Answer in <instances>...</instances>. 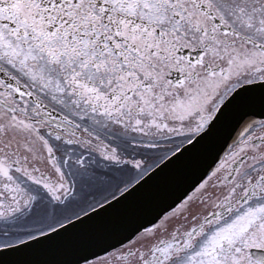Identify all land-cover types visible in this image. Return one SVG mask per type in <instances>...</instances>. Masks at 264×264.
<instances>
[{"label": "flooded vegetation", "instance_id": "obj_1", "mask_svg": "<svg viewBox=\"0 0 264 264\" xmlns=\"http://www.w3.org/2000/svg\"><path fill=\"white\" fill-rule=\"evenodd\" d=\"M180 1L200 11L175 16L180 20L175 32L155 28V33H147L140 28L144 43L133 47L145 63L140 59V63L125 70L133 73L128 78L132 86L122 88L121 75L110 77L112 86L106 98L96 100L94 94L93 98H82L80 102L89 109L83 113L84 109L77 107L79 112L75 109L73 119L51 104L39 81L27 69L18 70L0 56V161L6 158L9 163L0 178L7 181V187L17 192L23 189L18 181L34 182L47 191L35 198L40 204L49 200L51 193H58L57 199L47 201L51 210H57L56 221L74 218L123 188L124 183L119 184L123 166L118 164L126 161L147 165L154 157L168 154L172 147L189 140L193 132L204 127L221 101L249 80L243 77L245 71L264 66V57H257L259 48L254 43L264 45L240 30L216 2ZM149 57L153 60L148 61ZM122 66L126 68L125 64ZM147 68L154 72L148 73ZM93 88L97 92L96 86ZM94 116V121L106 127L98 130L91 125L88 121ZM248 126L231 151L240 150L249 138L264 131V124ZM177 129L183 133L173 137L171 133ZM111 130L117 132L118 140L110 136ZM154 131L159 136L154 140L158 145L146 151V143L152 141L149 136L155 137ZM167 133L172 136L167 137ZM256 150L264 153V148ZM130 152L132 160L125 157ZM87 154L93 159L86 160ZM74 156L81 162L108 166L82 173L75 161H70ZM258 157L262 161L248 166L244 163L238 173L228 174L229 166L222 172L215 169L180 209L97 263L263 264L254 258L253 250H264V246H252L246 236L254 225L248 217L264 211V158H254ZM64 177L76 183L81 193L71 192L60 201L59 193L64 189L49 185L59 186L63 179L66 186ZM88 180L95 183L89 185ZM88 189L97 190L98 198L82 201ZM74 193L81 197L78 202L70 200ZM34 207L36 204L31 209ZM210 217L212 220L206 222ZM243 225L245 229L241 228Z\"/></svg>", "mask_w": 264, "mask_h": 264}, {"label": "rangeland", "instance_id": "obj_2", "mask_svg": "<svg viewBox=\"0 0 264 264\" xmlns=\"http://www.w3.org/2000/svg\"><path fill=\"white\" fill-rule=\"evenodd\" d=\"M213 1L216 2L217 7L225 12L227 16L233 18L232 21L238 25L240 30H243L244 33L253 35L264 45V0H235L236 3H233L234 0ZM11 2L14 3L12 9L14 13H7L6 11L9 8L8 3ZM20 2L21 1L18 0L17 2H14V0H0V54L13 60L17 65V68H27L33 72L36 76V80H38V83L41 85L40 87L43 88L48 97L57 96L58 99L65 97V99H63L69 102L70 107L73 99L75 100V98H67L68 95L73 97L72 88H77L79 90L78 96L81 97H85V93L88 95L90 93V88L87 87V84L88 86H96L100 93L107 95L112 86V78L110 79V77L115 78L117 75H121L122 83L124 82L122 88H125L129 85L132 86L131 83H129L128 78L133 75L132 72L127 74V71H125L127 68L124 66L114 67L118 61H111L108 63L109 51L106 50L104 46L102 48H96L95 52L99 58L92 56L97 59L96 68H92V66L88 65L89 58L92 54L91 52L93 51L90 49L89 44L86 41L87 35L89 33H95L98 39H106V41L111 40V37H116V35L113 34L114 31L110 27L108 29L107 27L101 26L98 27L99 30L96 31L88 30L87 27L92 21L91 16L90 20L87 16H84V20H82L83 30L79 33H73V30L78 28L76 25L79 20L76 17L77 15L82 16L92 13L94 10V12L102 10L96 9L95 2L98 5L109 4L112 6L110 9L112 13L120 12L128 16L129 22H126L128 24L132 22L138 26L137 24L141 25L145 23L147 27H153L154 29H167L168 31L175 32V29L180 27V20L174 17H181L182 14L187 16L188 13L191 12L190 4L187 5L181 3L180 0H59V3L51 2L46 8L42 7L39 0H34L27 4ZM63 6L66 11L62 14L61 7ZM76 11H81L82 13L74 14ZM31 12L33 13V17L31 16ZM96 14L98 15L96 19L97 21H104V16L102 14L98 12ZM171 15L172 19L170 18ZM76 36L81 37V41L77 42ZM121 36L122 35H120V37ZM150 43H153V41ZM119 44L124 45L120 40ZM115 49H119V47L115 46ZM258 53L264 55L263 52ZM260 54H257L259 59L263 58ZM104 60H106L103 62L104 64L100 63ZM141 60L145 63L144 58H141ZM147 60L150 61L153 60V58L149 57ZM137 62L140 63L139 61ZM147 72H151L152 74L154 70L149 71L147 68ZM79 79L88 83L83 84L82 86H77L73 81ZM134 85H136V82ZM97 97L98 99L100 98L99 96ZM80 100H75L77 107L82 110L84 109L83 113H86L89 106L82 105ZM101 100H104V98L101 97ZM77 107L76 110L79 112ZM67 114L72 119L75 117L73 109ZM95 117L96 116L91 118L88 122L91 125H95L97 127L95 128L98 130L105 128V124H102L100 121H94ZM139 125L141 126L140 123ZM112 131L113 130L109 131L112 133L110 136L114 140H118V137L115 135L117 132ZM200 131H202V129ZM126 132L131 134V131L128 129H126ZM155 132L156 131H154V133ZM176 133L178 134L177 136H179L183 132L182 130H178L171 134L174 137ZM171 134L167 133L165 135L170 137L172 136ZM153 135H155V137L149 136L152 141H148V144L146 143V145L149 146H146V151H151L156 148L155 144L158 145L154 140L159 138V136L156 133ZM165 135L160 134L162 137ZM179 140V138L176 139V141ZM131 151H133V148H131ZM170 153L171 152L168 154ZM131 154L132 153L130 152L125 157L132 160ZM163 155L164 154H162V156L158 155L154 157L152 162L147 163V165L138 166L134 163H125L126 161L121 162L118 165L123 167L130 166L134 171L130 172V174L122 172L123 179L120 180L121 182H115L114 185L118 182L119 184L124 183L123 188L130 185L142 176L145 172L144 170L142 172V169H145L146 166L147 169L151 168L156 161L163 157ZM76 157L77 156H74L70 161H75L76 167H79L82 170V173L85 171H95V169L104 170L103 167L108 166L106 163L102 165L97 164L95 166L91 162H85V160L81 162L79 158ZM163 158H166V156ZM91 159H93L92 155L87 154L86 160ZM2 166H4V164L1 165L0 170ZM136 166H138V170ZM122 171H124V168ZM122 174L120 177H122ZM88 182L89 185L95 183L93 180H88ZM0 183V187H2V185H4L3 177L0 178ZM64 183L66 186H61L64 190H62V194L59 193V195H61L59 199L60 201H62L61 199L69 197L71 192L76 191V194L78 192L81 193V191H77L78 185L73 181L67 178L65 179L64 177ZM18 186L19 188L23 187V189L18 193H13V199L10 195L5 196L7 200L2 201L0 199L1 244L23 240L25 237L45 232L67 221V219H59L56 221L55 217L57 215V210H51V204L49 205L47 202L51 198L52 201L57 199V190H55L57 194L51 193V196H47L49 200L40 204L35 198L47 191L38 188L34 182L27 180H25L24 183L18 181ZM123 188H121V190ZM98 191L100 192V189ZM86 194L87 196H82V201H86L91 197L97 199L98 194L100 193H97V190L88 189ZM21 195L25 196L24 205H26L24 208L21 206L17 207L18 201H22L19 198ZM101 197L102 196H100V198ZM70 199H73V202H78L81 197L73 195L70 196ZM97 202H99V200ZM35 204L36 208L34 207L31 209V206ZM37 205L39 207H37ZM66 218H68V216ZM248 219L254 223L253 227H250V230L246 235L249 239V243L252 246H264V211H256L253 215L248 217ZM241 228L245 229V225ZM195 264H198V262Z\"/></svg>", "mask_w": 264, "mask_h": 264}, {"label": "water", "instance_id": "obj_3", "mask_svg": "<svg viewBox=\"0 0 264 264\" xmlns=\"http://www.w3.org/2000/svg\"><path fill=\"white\" fill-rule=\"evenodd\" d=\"M18 1L27 4L34 0ZM39 2L43 8H46L51 2L59 3V0H39ZM233 3L236 1L234 0ZM95 5L96 9H102L97 12L104 16V21L96 20L98 15L94 12L95 10L86 15H77L78 28L74 29L73 33L83 30L84 16H87L89 20L91 16L92 19L87 27L88 30L96 31L101 26L108 29L110 27L116 35L108 41L111 49L115 54L121 55L120 60L129 69L136 64L130 62L133 59L129 55L130 52L143 58L133 47V45L144 43L140 28L147 33H155V29L147 27L145 23L137 24L138 26L132 22L126 23L129 22L128 16L120 12L112 13L110 11L112 6L109 4L98 5L95 2ZM8 6L6 12L14 13L12 10L14 3H8ZM65 11L64 6L61 7V13ZM191 11H200V9L192 7ZM77 13L82 12L76 11L74 14ZM31 16L33 17L32 12ZM93 37L95 36L89 33L86 39L92 42ZM119 40L130 52L120 49ZM105 41L106 39H98L99 47ZM254 45L258 46V52L264 53V46L257 43ZM115 46L119 49H115ZM109 59L111 62L110 54ZM127 74H129L128 71ZM243 77L249 80L225 99L207 127L143 178L103 205L58 228L18 244L1 247L0 264H98L101 257L125 246L146 229L176 211L215 169L222 172L226 166H229L228 174L238 173L244 163L248 166L262 161V158L254 157L261 155L264 158L263 151L256 150L259 147L264 148V131L259 136L249 138L240 150L233 152L230 149L249 124H264V66L248 69L243 73ZM2 117L7 119L6 115ZM7 123L12 122L8 120ZM4 159L0 161V167L4 164L0 173L7 171L8 161ZM29 177L34 179L32 175ZM59 182V186L51 184L49 186L60 189L63 186V179ZM46 184L49 183L46 182ZM7 185L5 181L0 187L2 201L7 200L5 196L8 195L13 199V193L20 191L17 189L15 192V188L12 189ZM24 197V195L19 197L22 201H18L17 207L24 208L26 205H24ZM215 216L218 217L217 214ZM212 218L210 217L206 222ZM253 256L264 264L263 249L253 250ZM151 263L157 264L155 261Z\"/></svg>", "mask_w": 264, "mask_h": 264}, {"label": "bare ground", "instance_id": "obj_4", "mask_svg": "<svg viewBox=\"0 0 264 264\" xmlns=\"http://www.w3.org/2000/svg\"><path fill=\"white\" fill-rule=\"evenodd\" d=\"M154 164H155V163H154ZM138 166H139V165H138ZM138 166H136V167H137V170H138ZM132 171H134V169H133L132 167H130V166H126V167H124V171H123V172L130 174V172H132ZM135 171H136V170H135Z\"/></svg>", "mask_w": 264, "mask_h": 264}, {"label": "trees", "instance_id": "obj_5", "mask_svg": "<svg viewBox=\"0 0 264 264\" xmlns=\"http://www.w3.org/2000/svg\"><path fill=\"white\" fill-rule=\"evenodd\" d=\"M20 241V240H19ZM15 242H18V241H14V242H7V243H0V246H3V245H9V244H13V243H15Z\"/></svg>", "mask_w": 264, "mask_h": 264}]
</instances>
